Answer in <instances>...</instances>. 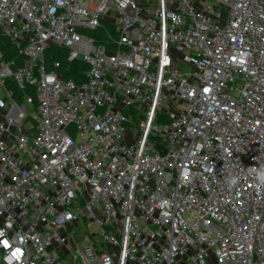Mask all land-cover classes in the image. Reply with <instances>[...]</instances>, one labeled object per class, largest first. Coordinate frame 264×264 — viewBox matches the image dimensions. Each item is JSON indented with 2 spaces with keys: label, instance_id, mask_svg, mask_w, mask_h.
<instances>
[{
  "label": "built area",
  "instance_id": "1",
  "mask_svg": "<svg viewBox=\"0 0 264 264\" xmlns=\"http://www.w3.org/2000/svg\"><path fill=\"white\" fill-rule=\"evenodd\" d=\"M0 30L37 99H0V264H264V0H0Z\"/></svg>",
  "mask_w": 264,
  "mask_h": 264
},
{
  "label": "trees",
  "instance_id": "2",
  "mask_svg": "<svg viewBox=\"0 0 264 264\" xmlns=\"http://www.w3.org/2000/svg\"><path fill=\"white\" fill-rule=\"evenodd\" d=\"M111 34L114 38L118 36L117 31L113 27V24L104 20L100 26L89 32V35L93 36L96 42L102 43L106 46L108 50L117 47L115 42H111L109 35ZM0 52L1 59L6 61H14L17 65H21L22 62L18 58V52L15 48L11 39L0 30ZM68 51L64 46L59 47L55 44L49 45L45 52V62L49 67L53 62L59 63V75L62 78H71L77 84L85 81V72L88 69V64L81 59H68ZM5 87L11 92L12 99L21 102L24 95H28L32 98L33 108L37 105L35 88L31 85H27L24 89H20L18 85L11 79L7 78L5 80Z\"/></svg>",
  "mask_w": 264,
  "mask_h": 264
},
{
  "label": "rangeland",
  "instance_id": "3",
  "mask_svg": "<svg viewBox=\"0 0 264 264\" xmlns=\"http://www.w3.org/2000/svg\"><path fill=\"white\" fill-rule=\"evenodd\" d=\"M147 0H142V4H146ZM178 57L182 56V52H175ZM185 53V51H184ZM180 69H182L183 72H189V66L186 63L180 62V60L177 62ZM1 85V84H0ZM0 93H2V88L0 86ZM30 107V105H28ZM82 235L85 236L88 240H92L96 237L95 233L97 231V227L94 225L93 222L86 221V224L82 223ZM80 244V243H78Z\"/></svg>",
  "mask_w": 264,
  "mask_h": 264
},
{
  "label": "crops",
  "instance_id": "4",
  "mask_svg": "<svg viewBox=\"0 0 264 264\" xmlns=\"http://www.w3.org/2000/svg\"><path fill=\"white\" fill-rule=\"evenodd\" d=\"M1 86V88H2V93H0V99H4V97H5V94H6V87H5V85H0Z\"/></svg>",
  "mask_w": 264,
  "mask_h": 264
}]
</instances>
